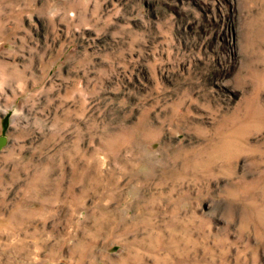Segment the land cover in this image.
I'll list each match as a JSON object with an SVG mask.
<instances>
[{
	"label": "rangeland",
	"instance_id": "obj_1",
	"mask_svg": "<svg viewBox=\"0 0 264 264\" xmlns=\"http://www.w3.org/2000/svg\"><path fill=\"white\" fill-rule=\"evenodd\" d=\"M0 264H264V0H0Z\"/></svg>",
	"mask_w": 264,
	"mask_h": 264
},
{
	"label": "trees",
	"instance_id": "obj_2",
	"mask_svg": "<svg viewBox=\"0 0 264 264\" xmlns=\"http://www.w3.org/2000/svg\"><path fill=\"white\" fill-rule=\"evenodd\" d=\"M6 119H4L3 121H5Z\"/></svg>",
	"mask_w": 264,
	"mask_h": 264
}]
</instances>
